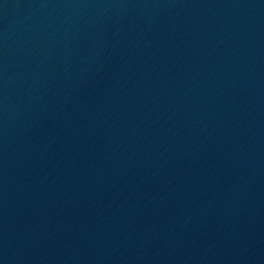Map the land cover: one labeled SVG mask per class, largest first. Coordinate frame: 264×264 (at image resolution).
I'll return each mask as SVG.
<instances>
[{
    "label": "water",
    "instance_id": "95a60500",
    "mask_svg": "<svg viewBox=\"0 0 264 264\" xmlns=\"http://www.w3.org/2000/svg\"><path fill=\"white\" fill-rule=\"evenodd\" d=\"M264 96V0H0V110Z\"/></svg>",
    "mask_w": 264,
    "mask_h": 264
}]
</instances>
